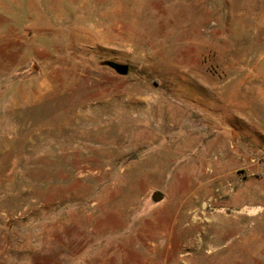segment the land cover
I'll list each match as a JSON object with an SVG mask.
<instances>
[{
	"label": "rangeland",
	"instance_id": "374dc122",
	"mask_svg": "<svg viewBox=\"0 0 264 264\" xmlns=\"http://www.w3.org/2000/svg\"><path fill=\"white\" fill-rule=\"evenodd\" d=\"M0 264H264V0H0Z\"/></svg>",
	"mask_w": 264,
	"mask_h": 264
},
{
	"label": "water",
	"instance_id": "95a60500",
	"mask_svg": "<svg viewBox=\"0 0 264 264\" xmlns=\"http://www.w3.org/2000/svg\"><path fill=\"white\" fill-rule=\"evenodd\" d=\"M109 65H111L116 71H118L119 73H126L127 68L123 65H119V64H115V63H109ZM156 198H159V195H155Z\"/></svg>",
	"mask_w": 264,
	"mask_h": 264
},
{
	"label": "bare ground",
	"instance_id": "6f19581e",
	"mask_svg": "<svg viewBox=\"0 0 264 264\" xmlns=\"http://www.w3.org/2000/svg\"><path fill=\"white\" fill-rule=\"evenodd\" d=\"M188 134V133H187ZM167 155V154H166ZM196 155V154H195ZM170 156V155H169ZM196 157V156H195ZM213 175V174H212ZM208 179V178H207Z\"/></svg>",
	"mask_w": 264,
	"mask_h": 264
}]
</instances>
